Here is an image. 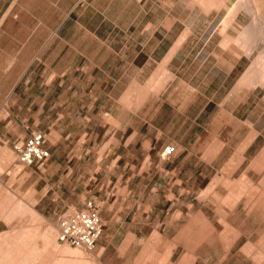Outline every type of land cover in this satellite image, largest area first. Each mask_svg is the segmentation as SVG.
Returning <instances> with one entry per match:
<instances>
[{
  "label": "crops",
  "instance_id": "1",
  "mask_svg": "<svg viewBox=\"0 0 264 264\" xmlns=\"http://www.w3.org/2000/svg\"><path fill=\"white\" fill-rule=\"evenodd\" d=\"M218 1L0 0V158L33 130L47 134L53 164L76 155L54 143L73 125H137L125 140L174 144L156 168L167 188L216 189L209 180L220 172L255 183L263 171L264 83L246 82L256 78L246 72L255 49L247 55L234 43L242 27L231 35L232 7L213 6ZM224 12V22L214 20ZM164 199L149 197L141 209L127 203L126 212L103 219L94 244L104 253L118 235L129 247L154 234L160 248Z\"/></svg>",
  "mask_w": 264,
  "mask_h": 264
},
{
  "label": "rangeland",
  "instance_id": "2",
  "mask_svg": "<svg viewBox=\"0 0 264 264\" xmlns=\"http://www.w3.org/2000/svg\"><path fill=\"white\" fill-rule=\"evenodd\" d=\"M238 1L219 0L213 6L226 2L238 9ZM224 17L225 12L223 17L216 16L214 20L224 22ZM238 19L239 22L232 25L226 22L225 27H230L231 35L235 36L250 20L249 15L241 11ZM262 47V42L254 46V57ZM136 127L125 129L114 123L73 125L68 138L54 143L60 148L71 149L76 155L55 157L53 164L50 156L41 165L14 164L11 151L0 158V256L3 259L0 261H4L1 264L9 260L10 264H30L35 255L32 252L28 256L27 252L40 250L47 234H52L53 240L56 238V216L66 208L82 207L85 200H90L97 206L103 223L104 218L126 212V204L131 206L132 201L140 204L141 209L149 197L165 198L164 245L161 243L158 248L159 239L163 238L151 234L127 247L128 238L118 235L107 252L102 253L95 244L90 251L77 247L79 254L72 259L80 264L83 261L84 264H264V213L261 214L262 207L257 203L259 195L264 196L261 186L264 183V146L263 171L260 179L255 176V183L253 176L238 173L234 179H228L220 172L209 180L221 185L216 189L208 187L209 184L199 190L170 189L166 179L159 178L157 173L156 168L168 160H158L154 155L159 149L154 147L156 142L141 140V135H135L131 141L125 140L129 130ZM111 132L117 140L107 139ZM158 183L161 184L159 188L150 189L151 184ZM231 186L233 191L230 192ZM238 197L239 202L232 206ZM51 227L54 233H49ZM239 229L246 235H237ZM51 236H48L50 254L45 264H54L67 257L61 251L63 247L75 248L56 239L53 242ZM4 252L15 259H8ZM26 254L31 256L28 263L24 259Z\"/></svg>",
  "mask_w": 264,
  "mask_h": 264
},
{
  "label": "built area",
  "instance_id": "3",
  "mask_svg": "<svg viewBox=\"0 0 264 264\" xmlns=\"http://www.w3.org/2000/svg\"><path fill=\"white\" fill-rule=\"evenodd\" d=\"M44 143L45 135L40 130H33L23 139L12 142L15 164L41 165L49 156ZM173 151L174 144L168 142L159 149L158 156L166 159ZM101 226L97 206L85 200L82 207L66 208L57 214L56 240L90 251L100 234Z\"/></svg>",
  "mask_w": 264,
  "mask_h": 264
},
{
  "label": "bare ground",
  "instance_id": "4",
  "mask_svg": "<svg viewBox=\"0 0 264 264\" xmlns=\"http://www.w3.org/2000/svg\"><path fill=\"white\" fill-rule=\"evenodd\" d=\"M226 6H228L226 4ZM238 9L236 7H232L230 10L231 12L229 13V16H228V24H232L236 21V17L238 16V13L241 11L243 13H246L249 15V22L247 21L244 26H242V30L239 34L238 37L234 38L235 40V44L241 48L240 50L244 49L245 53L248 55L250 53L251 50H253L254 46L258 43V42H262L263 43V47H264V0H239L238 1ZM262 47L261 51H259L257 53V56L256 58L253 59V61L251 62L250 66L248 67V69L246 70V72H248L250 74V72H256L254 75V73L250 74L253 75V77L256 76V78L252 79V77L250 78V76H248V74H245L247 75V77H249L250 79H248L245 75H244V79L245 77L249 80L246 79V82H249L250 85H252L253 82H256V83H264V48ZM243 51V50H242ZM252 79V80H251ZM245 83V82H244ZM254 84V83H253ZM259 85V84H258ZM249 86V85H248ZM247 86V87H248ZM264 179V178H263ZM261 186L262 188L264 189V183H261ZM263 193V192H262ZM258 198V197H257ZM255 202V201H254ZM257 203H258V207H262V210H261V214L263 215L264 213V196H260L259 195V198L257 200ZM256 205V203H255ZM257 205L255 208H257ZM254 208V209H255ZM256 210V209H255ZM254 211V210H253ZM256 212V211H255ZM263 212V213H262ZM31 213V216L34 217L35 214L34 212H30ZM254 213V212H253ZM257 214V213H256ZM260 214V213H259ZM40 219V218H39ZM55 232V229L53 227L50 228V232L49 233H54ZM48 235V234H47ZM45 236L46 237V241L44 242V245L42 246L41 244V248L40 250H36L33 248V250L35 251H31V252H27L28 253V256L31 255L32 252H34V257L30 258L27 257V254H26V258L25 256V253L22 255L23 258L25 259V261L27 260V263L30 262L32 260V262H30V264H45L46 263V258L47 256L50 254L47 250L48 247H49V241H48V236L50 237L51 235L49 234L48 236ZM56 236V235H55ZM54 238V237H53ZM52 236H51V239L53 240ZM44 239V238H43ZM56 239V238H55ZM53 240V242H56V240ZM23 241V240H22ZM42 243V242H41ZM66 244V243H65ZM93 248V247H92ZM92 250V249H91ZM62 253L64 255H66L67 257H64L62 259H60L58 262H55L54 264H80L78 262L80 261H77V260H74L72 258H74L76 255L79 254V251L77 249V247H75L74 249L69 247V246H66V247H63V249L61 250ZM36 252V254H35ZM5 254L7 252H4ZM4 253H3V256H4ZM9 253V252H8ZM6 254L5 256L9 259L11 258V260H14L15 259V256H14V259H12L13 256H11L12 254ZM11 256V257H10ZM18 256V255H17ZM33 256V255H32ZM4 258V257H3ZM18 258V257H17ZM22 257L19 258L20 260L23 259ZM0 259L1 256H0ZM19 259H16V260H19ZM30 259V261H28ZM77 259V258H76ZM3 260V259H2ZM0 261V264L1 262H4V261ZM5 260V259H4ZM19 260V261H20ZM22 261V260H21ZM20 261V262H21ZM8 263L10 262L7 261ZM84 262V261H83ZM82 262V264H84ZM7 263V264H8ZM11 263V262H10ZM9 263V264H10ZM25 264V263H24ZM29 264V263H28ZM53 264V263H51ZM87 264V262L85 263Z\"/></svg>",
  "mask_w": 264,
  "mask_h": 264
}]
</instances>
